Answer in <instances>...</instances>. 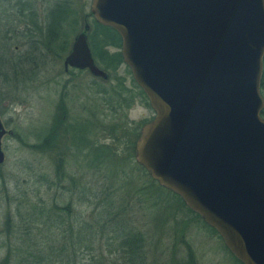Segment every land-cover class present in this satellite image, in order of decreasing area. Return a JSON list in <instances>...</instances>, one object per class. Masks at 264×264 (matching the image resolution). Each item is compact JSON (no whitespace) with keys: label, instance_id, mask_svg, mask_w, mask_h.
I'll return each instance as SVG.
<instances>
[{"label":"rangeland","instance_id":"374dc122","mask_svg":"<svg viewBox=\"0 0 264 264\" xmlns=\"http://www.w3.org/2000/svg\"><path fill=\"white\" fill-rule=\"evenodd\" d=\"M91 1L0 0V118L12 131L2 138L0 261L9 244L24 243L26 218L34 211L39 214L40 221L32 226L40 229L50 211L51 228L84 227L85 235H92L84 242L89 246L94 238L96 253L106 254L110 245H116L113 230L107 238L101 228L119 218L120 228L130 224L127 233L140 237L142 264H240L218 234L170 190L151 185L149 192V175L135 161L130 143L135 144L153 110L124 63L121 46L108 48L121 55L114 71L93 56L108 79L81 71L62 93L67 78L62 74L63 60L75 36L88 34L96 21ZM64 6L69 12L64 10V18L57 22L54 15ZM54 72L61 73L58 84L50 81ZM261 94L264 97V89ZM56 124L62 125L57 147L55 139L39 147ZM89 140L96 147L111 146L114 154L90 148ZM7 220L13 228L10 237ZM122 237L117 233L118 253ZM118 253L117 264H134L129 254ZM88 255L87 251L77 258Z\"/></svg>","mask_w":264,"mask_h":264},{"label":"water","instance_id":"95a60500","mask_svg":"<svg viewBox=\"0 0 264 264\" xmlns=\"http://www.w3.org/2000/svg\"><path fill=\"white\" fill-rule=\"evenodd\" d=\"M90 10L119 34L154 112L136 162L241 263L264 264V0H92ZM64 66L109 78L85 32ZM7 133L0 119V164Z\"/></svg>","mask_w":264,"mask_h":264},{"label":"trees","instance_id":"16d2710c","mask_svg":"<svg viewBox=\"0 0 264 264\" xmlns=\"http://www.w3.org/2000/svg\"><path fill=\"white\" fill-rule=\"evenodd\" d=\"M64 10L67 13L69 12V9H66L64 6L62 12L58 11L57 14L54 15L57 22H59L61 17L64 18V16H62ZM56 25L58 26V24ZM88 43L92 50L93 56L97 58L105 66L106 69L110 68L113 71L116 70L117 65L121 61L120 52L109 53L108 48L109 47L117 48L121 46V38L119 34L113 28L109 26L101 25L95 21L94 26L92 27V29H90L88 33ZM260 89L261 90L264 89V70H263V76L261 79ZM261 115L264 117V110L261 111ZM151 119L152 118H150L149 120ZM51 131L52 129H50L47 132V134L43 136L42 138L43 141L39 144L40 145L39 147H42L45 144L49 145L48 142L52 140ZM137 135L138 133L136 134V136ZM92 143L93 142L89 140L90 148L97 149L98 151L104 150L106 154H108L110 157L112 156V154H114L111 146L101 145V146L96 147V146H93ZM133 144H134V141L131 140L130 146H131V149L133 150V153H135ZM139 166L142 168V170L147 175H149L147 170L142 165H139ZM70 179H73V178L70 177ZM147 184H148V189L150 190L149 192H151V185L152 186L157 185L158 187L163 188L161 185L158 184L156 180L152 179L150 175H149V180L147 181ZM172 193L180 199L181 203L184 206H186L179 195H177L174 192ZM187 208L190 211H192L189 207ZM48 212L50 213V211ZM48 212H46L47 218L45 221L46 223H44L45 226H43L40 229L39 228L37 229L32 226L33 222L37 223L40 221V218L38 216L39 214H36V212L34 211L26 218L27 221L29 219V221L27 222V224L28 223L29 224L27 225V227L25 228L23 232L24 243H22L21 246L19 244L15 246H12L11 244L10 246L9 244L8 249L6 251L7 258L5 257L3 261L1 260L0 264H105V261H109L110 264H117V259L119 258L117 257V253L119 252V250L117 252V233H119V236L123 235V237L121 238L122 240L121 241L119 240V244L123 246V248H121V253L124 252L126 254H129L130 262H134V264L143 263L140 261L142 257L141 253L139 252V248H141L140 237H138L137 235H131V234L129 235L127 233L129 232L131 228L130 224L128 226L123 225L124 227L120 228L122 224H120L119 218L117 219V221L113 219L114 221H112L110 227L107 226L108 227L107 229L101 228L103 230L102 232L106 230L107 238H108L109 232L113 230L114 234H113L112 239L116 243L115 246L114 244L110 245V248H108V250L106 251V254H104L100 252L96 253L95 249L92 247L94 238L90 240L89 246L87 243L84 242V240H88L92 236V235H89L88 233L87 235H85L86 233L84 232L85 231L84 227L79 228L76 231H73L71 228H66V229H60L59 227L57 229L54 227L51 228L52 226L51 215ZM192 212L195 213L197 216H199L196 212L194 211ZM6 222H7V226L5 229L6 234H7V237H10L11 234L13 233V228H12V225L10 226L11 223L9 222V220H7ZM115 225L116 227H114ZM210 228L213 232L217 233L214 228L212 227ZM125 233L127 234V236L124 237ZM84 251L89 252L88 259H84L81 257L77 258L79 257V255H81V253H85ZM121 253H118V256ZM191 260L189 259L188 262H190ZM187 264H190V263H187ZM240 264H243V263L240 262Z\"/></svg>","mask_w":264,"mask_h":264},{"label":"flooded vegetation","instance_id":"af4514ba","mask_svg":"<svg viewBox=\"0 0 264 264\" xmlns=\"http://www.w3.org/2000/svg\"><path fill=\"white\" fill-rule=\"evenodd\" d=\"M37 9V7H36ZM25 10V9H23ZM22 10V11H23ZM31 10V9H30ZM19 12H21V10H19ZM38 19H33V21H37ZM37 24V23H36ZM9 31V30H7ZM9 35V33H8ZM19 50V46L18 45H14V51L15 52H18ZM70 52V51H69ZM68 52V53H69ZM0 55L3 56V53L0 52ZM67 55V54H66ZM66 57V56H65ZM65 59V58H64ZM81 71H88V69H81V68H76V67H71V66H68V67H65L64 66V60H63V75H66L67 78L64 79L63 83L61 84V89H62V93L64 94L66 92V90H69L70 88H68V86H70V83L73 79V77L78 74L79 72ZM89 72V71H88ZM90 73V72H89ZM61 73H58V72H54V74L52 75V77H50V81L53 82V83H56L58 84V76L60 75ZM91 74V73H90ZM94 76V75H93ZM94 77H97V76H94ZM106 80V79H104ZM65 100V99H64ZM64 100H62V105H64ZM61 101V100H60ZM153 116H154V112H153ZM152 116V118H153ZM66 116H62V119H65ZM1 119V118H0ZM2 121V120H1ZM83 121V120H82ZM83 122H81L80 124H82ZM72 124H75L76 126L79 125V123H72ZM72 124L67 127H64L65 128V131H70V127L72 126ZM142 127V126H141ZM59 128H62V125L61 124H56L55 127L52 128V140L55 139L54 143H55V148L57 147V135H58V132H59ZM141 129V128H140ZM140 132V131H139ZM3 138V137H2ZM56 151V150H55ZM134 152H135V144H134ZM134 158H135V153H134ZM136 161V160H135ZM140 165V164H139ZM165 188V187H163ZM167 189V188H165ZM185 204V203H184ZM186 205V204H185ZM187 206V205H186ZM188 207V206H187ZM201 219V217H200ZM231 253V252H230Z\"/></svg>","mask_w":264,"mask_h":264}]
</instances>
